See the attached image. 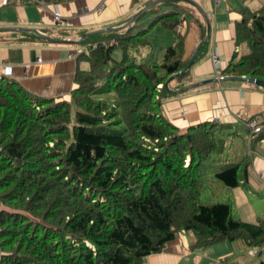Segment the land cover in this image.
Segmentation results:
<instances>
[{"label": "trees", "instance_id": "16d2710c", "mask_svg": "<svg viewBox=\"0 0 264 264\" xmlns=\"http://www.w3.org/2000/svg\"><path fill=\"white\" fill-rule=\"evenodd\" d=\"M179 8L155 15L145 29L91 35L80 55L89 68L75 73L68 100L0 76V264H143L180 229L193 234V249L237 239L264 244L263 219H234L230 203L198 201L205 161L217 149L216 123L181 130L162 112L172 94L165 80L191 57L181 59L184 34L176 25L195 16ZM156 25L174 31V43L161 62L137 61ZM235 37L248 50L222 75L264 80V6L242 10ZM263 138L261 126L256 139ZM246 169L243 158L214 176L236 187Z\"/></svg>", "mask_w": 264, "mask_h": 264}, {"label": "crops", "instance_id": "0c3cea01", "mask_svg": "<svg viewBox=\"0 0 264 264\" xmlns=\"http://www.w3.org/2000/svg\"><path fill=\"white\" fill-rule=\"evenodd\" d=\"M151 1L44 0V7L26 0H8L6 4H1L0 1V29H13L0 32V76L14 80L32 94L68 100L75 86V73L89 68V63L80 55L87 50L90 43L84 48L81 47L80 44L84 41L79 40L80 37L84 33L99 31L105 27L123 25L136 11ZM192 1L199 8L192 4V6L185 5L186 9L194 12L195 20L193 22L184 20L181 59L192 55L196 44L202 39V31L204 30V34L206 32V23L201 13L209 21V43L195 59L187 75L182 79L170 81L169 86L173 90L214 77L213 65L210 61L212 51L219 55L221 68L225 67L239 52L235 25L241 19L242 10H256L264 5V0ZM155 6L142 14L164 13L161 12L162 8L154 9ZM167 6L163 8L166 9L165 12L176 8L172 4ZM56 14L61 16L62 24L55 21ZM137 20L128 26L133 27L132 31L137 27ZM24 29H34L44 35L71 42H48ZM25 34L34 37L24 36ZM152 59L151 62L155 61L156 57ZM215 81L186 91L171 92V96L162 101V112L181 130L203 121H212L234 129L239 126L246 129L247 151L243 156L247 163L246 181L236 187H229L233 196L230 203L233 206L236 203L240 208L236 209L239 215L237 219L256 223L261 218L255 215L258 212L252 209L249 195L259 193L264 195V138L256 139L258 132L249 135L245 121L255 117L260 121L259 126H264V88L246 81ZM244 206H247V209H241ZM192 242L193 234L180 229L159 253L146 256L144 264H217L225 261L227 256L233 255L236 249L241 248V245H237L235 249L233 245L236 243L232 241L229 245H222V242L212 244L209 250L193 249L190 247ZM242 244L247 247L243 242ZM247 251L250 256L256 255L251 254L249 249ZM214 261L216 262L213 263Z\"/></svg>", "mask_w": 264, "mask_h": 264}, {"label": "rangeland", "instance_id": "374dc122", "mask_svg": "<svg viewBox=\"0 0 264 264\" xmlns=\"http://www.w3.org/2000/svg\"><path fill=\"white\" fill-rule=\"evenodd\" d=\"M155 1V0H152ZM151 1V2H152ZM184 2V1H183ZM229 2H231L229 0ZM170 2H162L157 4L155 8H162L161 12H165L166 9L164 7H168L167 4ZM164 5V6H163ZM183 6L184 8H179L182 11L185 10V5L182 3L176 4V7ZM264 6V5H263ZM187 8V7H186ZM154 13H144L137 20V27L134 29L140 30L145 29L149 22L152 20ZM145 38L148 41V45L141 47L136 54V60L142 61L145 63H149L154 57H156L157 62H160L163 58L164 49L167 45H172L175 41L174 31L164 28L160 25H156L151 28ZM96 39V36L87 37L86 41L81 43V47H85L90 41ZM248 50L246 43H239V52L237 56L245 53ZM113 56L117 59L121 58L122 51L119 48H115L113 51ZM151 62V61H150ZM217 82V81H215ZM171 88V87H170ZM186 91V90H185ZM246 134L247 131L243 127L239 126L237 128H229L227 126H223L219 123L215 125V138L217 141V149L210 154V156L205 161V172L203 175V183L198 195V201L202 204H211L216 202L230 203L231 198H233L231 194V190L229 187H226L222 182L218 181L214 174L215 172L222 169V167L227 163H237L242 160L243 156L247 151V142H246ZM248 138V137H247ZM249 203L252 206V209H256L259 217L264 219V195L259 193L257 195L250 194L249 195ZM231 204V203H230ZM232 209V217L234 219L238 218V210L240 209L236 206V203L231 204ZM235 209V210H234ZM241 209H247V206H244ZM236 244L233 247L236 249L237 245H241V248H238L234 251L233 255L227 256L225 261L217 262V264H264V244H262L259 248L257 247H244L241 240H233ZM222 245H229L230 242L228 240L221 241ZM211 245L206 247H202V249H210ZM247 249H257L259 254L255 256L248 255ZM238 253V254H237ZM237 254V255H235ZM214 261L213 263H215ZM144 264V262H143Z\"/></svg>", "mask_w": 264, "mask_h": 264}, {"label": "water", "instance_id": "95a60500", "mask_svg": "<svg viewBox=\"0 0 264 264\" xmlns=\"http://www.w3.org/2000/svg\"><path fill=\"white\" fill-rule=\"evenodd\" d=\"M168 1H184V2H187V3H190L192 4L194 7L196 8H199L197 6V4H195L192 0H155V1H152L150 3H148L147 5H145L144 7H142L141 9H139L138 11H136L129 19L126 23H124L123 25L119 26V27H105L99 31H93V32H89V33H84L79 40H82L84 39L85 37L89 36V35H92V34H96L98 32H105V31H108V32H119L121 30H123L124 28L130 26L132 23H134L138 17L146 10H148L149 8L159 4V3H162V2H168ZM201 16L203 17L205 23H206V32L204 34V37L196 44L195 46V49L190 57V59L188 60V62L186 63V65L178 72L176 73H173L171 75H169L167 77V79L165 80L164 82V86L166 87V89L172 93H177V92H181V91H184V90H188V89H192V88H195V87H198L202 84H205V83H208V82H212V81H215L217 80L215 77H212V78H209V79H204V80H201L199 82H194V83H191V84H187V85H184L182 87H179L178 89H171L170 86H169V83L170 81L172 80V78L176 75H182L186 70H188L193 64H194V61L197 57V54H198V50L200 48V45L202 43H204L207 38L209 37V32H210V25H209V21L208 19L204 16L203 13H201ZM4 30H13V29H0V32L1 31H4ZM25 31H29L41 38H43L44 40L48 41V42H52V43H67V42H71L70 40H67V39H63V38H57V37H51V36H48V35H44L40 32H37L35 31L34 29H24ZM221 80H238V81H246L248 83H251L255 86H258V87H263L264 88V80L262 79H256V78H252V77H246V76H235V75H225ZM220 80V81H221ZM219 81V80H217ZM164 246H162L156 253H159L162 248Z\"/></svg>", "mask_w": 264, "mask_h": 264}, {"label": "built area", "instance_id": "2783aa9c", "mask_svg": "<svg viewBox=\"0 0 264 264\" xmlns=\"http://www.w3.org/2000/svg\"><path fill=\"white\" fill-rule=\"evenodd\" d=\"M1 4H6L8 2V0H0ZM27 2H34L36 4H38L40 7H44L45 6V2L44 0H26ZM55 21L59 24H62V18L59 14L55 15ZM184 19L182 17H180V21L179 23L176 25V30L180 33H182L184 31ZM210 61L213 65V74L214 77L217 80H221L225 75H222L221 73V64H220V59H219V55L215 52L212 51L210 54ZM162 85L159 84L158 87H161ZM259 123L260 121L255 118V117H250L249 119H247L245 121V126L246 128L249 130V135L252 133H257L259 131ZM250 138V136H249ZM251 254H255L256 253V249H251L250 251Z\"/></svg>", "mask_w": 264, "mask_h": 264}, {"label": "clouds", "instance_id": "9594fccd", "mask_svg": "<svg viewBox=\"0 0 264 264\" xmlns=\"http://www.w3.org/2000/svg\"><path fill=\"white\" fill-rule=\"evenodd\" d=\"M256 251H257V249H256Z\"/></svg>", "mask_w": 264, "mask_h": 264}]
</instances>
